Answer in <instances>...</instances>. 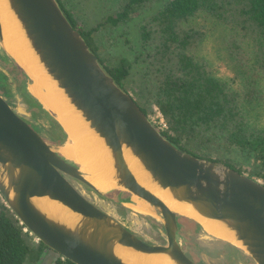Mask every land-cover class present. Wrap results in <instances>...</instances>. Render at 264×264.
Returning <instances> with one entry per match:
<instances>
[{"label":"water","instance_id":"95a60500","mask_svg":"<svg viewBox=\"0 0 264 264\" xmlns=\"http://www.w3.org/2000/svg\"><path fill=\"white\" fill-rule=\"evenodd\" d=\"M3 1L52 89L85 131L99 140L110 172L107 191L127 194L130 201L121 206L132 211L133 197L145 202L152 213L141 215L161 224L166 243L141 241L87 201L66 179L70 177L94 192H102L76 160L63 154L67 134L56 116L31 93L34 81L4 47L0 24V47L26 75L29 94L66 135L62 144L46 143L0 96V196L29 234L73 264H128L115 253L116 247L143 256H162L170 264H194L176 241V216L204 231L202 226L171 211L161 198L137 182L125 161L128 153L145 173L149 185L216 223L229 236V240L221 241L254 264H264L263 183L171 144L106 72L57 0ZM41 200L64 208L63 217L49 213Z\"/></svg>","mask_w":264,"mask_h":264},{"label":"trees","instance_id":"16d2710c","mask_svg":"<svg viewBox=\"0 0 264 264\" xmlns=\"http://www.w3.org/2000/svg\"><path fill=\"white\" fill-rule=\"evenodd\" d=\"M57 2L106 72L133 93L143 114L158 110L166 127L160 133L171 144L239 173L242 167L229 159L240 153L250 163L248 176L264 185V127L252 112L253 104L264 100V0H116L113 14L87 31ZM139 16L138 45L131 46L128 23ZM216 28L231 59V75L199 55L201 43ZM102 29H109L115 45L123 39L132 58L104 64L92 37ZM115 195L113 203L119 205ZM23 229L0 203V264H38L50 251L32 243ZM54 264L73 263L59 256Z\"/></svg>","mask_w":264,"mask_h":264},{"label":"bare ground","instance_id":"6f19581e","mask_svg":"<svg viewBox=\"0 0 264 264\" xmlns=\"http://www.w3.org/2000/svg\"><path fill=\"white\" fill-rule=\"evenodd\" d=\"M0 24L4 47L34 81L30 87L31 93L36 95L42 105L56 116L67 134V147L63 154L76 160L80 164L81 170L88 175L90 182L100 191H107L111 182L110 180L106 181L110 172L105 163V151L99 140L92 133L85 131L73 111L68 110L57 92L52 89L50 86L52 83L47 79L28 48L26 40L22 37L15 19L5 8L3 0H0ZM125 161L136 181L161 198L171 211L195 220L204 231L213 237L224 241L229 240L228 234L216 223L201 218L189 207L172 201L164 192H159L155 187L149 185L145 173L128 153H125ZM132 202L130 206L135 212L145 215L152 213V209L145 202L134 197ZM40 204L54 216L63 217L65 214L64 208L55 203L41 200ZM115 253L128 264H170L162 256H143L122 247H116Z\"/></svg>","mask_w":264,"mask_h":264},{"label":"rangeland","instance_id":"374dc122","mask_svg":"<svg viewBox=\"0 0 264 264\" xmlns=\"http://www.w3.org/2000/svg\"><path fill=\"white\" fill-rule=\"evenodd\" d=\"M61 2L64 5L65 9L71 14L72 18L76 21L77 27L85 31L90 30L92 27H95V25L101 23L107 17L112 15L113 8L116 5V0H61ZM141 18L142 16L136 17L135 19H133L131 22L128 23L126 37L127 40L130 41L131 46L138 45L137 25L140 22ZM108 34H109V29L106 30L102 29L100 31L93 33L92 35L98 46V54L102 59V61L104 62V64L112 63L113 60L121 57L131 59L132 53L128 49L129 46L124 44V40L119 39L118 43L115 45L112 42V37L109 36ZM223 46L224 45L222 38L219 35V29L218 28L214 30L212 29L208 33V37L205 38L201 43L199 48V55L205 58L206 60L210 61L212 64H214L218 68L220 73L224 75H231L232 74V70L230 68V66L232 65L231 59L229 58L227 52L224 51ZM0 50H2L1 47ZM127 93L135 101V97L133 96V93L129 90ZM253 107H255V109L252 112L257 114L256 122L258 123V126L264 127V100L261 101L260 105L258 104V102H256V104L254 103ZM147 118L159 131L166 128L164 120L162 119L161 115L159 114L156 108H153L152 112L147 116ZM238 155L240 156L241 154L238 153L236 155H233L229 159V161L232 164L236 165L237 167L239 166L242 167L241 173L248 176L251 170V167L249 165L250 163L247 162L245 164L243 162L242 156L239 157ZM248 177H251L262 183V180L260 178H257L255 176H248ZM71 183L81 192L79 193L87 201H89L96 207L98 206L100 210L104 211L107 215L114 217L115 219H118L121 226L126 227L128 230L140 234L143 237H146V240L149 239V236L151 234H158L161 237L165 238V235L162 230H157L156 228L152 227V225H150L149 222L141 218L147 216L135 213L134 211L126 207H123L124 208L123 210L121 208L119 212L117 211L118 213L124 214L125 216L124 217L119 216L116 213L115 207L113 209L110 208L107 204H105L103 201L98 199L95 194H93L90 191L83 190L81 183L78 184L79 182L76 183L72 181ZM0 203H4L1 196H0ZM151 220H153V222H155L160 227H162L158 221H155L154 219ZM24 232L28 233V236L31 239L32 243L36 244L38 242L32 235L29 234V232L27 231ZM205 232L200 231L199 233V237L202 241H206L210 239L220 240L206 232L208 234L207 235ZM147 243L152 244L150 243V241H147ZM57 258H59V256L56 253L52 251H47L38 264H54ZM206 259L207 258H205V260Z\"/></svg>","mask_w":264,"mask_h":264},{"label":"flooded vegetation","instance_id":"af4514ba","mask_svg":"<svg viewBox=\"0 0 264 264\" xmlns=\"http://www.w3.org/2000/svg\"><path fill=\"white\" fill-rule=\"evenodd\" d=\"M26 82L27 80L21 74L16 63L6 52L0 50V96L3 97L9 107L12 109V111L19 118H21L37 135H39V137H41L43 141L53 146L61 144V142L64 141L65 137L61 133L59 124L55 123L54 118L47 111H45L42 106L39 105V103L29 94V92L27 91ZM65 162L68 163V161ZM66 179L70 183L71 181L78 183L76 180L70 177H66ZM71 185L78 192H80L72 183ZM82 187L83 190L90 191L95 194L98 199L103 201L110 208L113 209L115 207L116 213L119 216H125L124 214L118 213L121 208L122 210L124 209L123 207L120 208L118 206L123 203H128L130 201L127 194L117 190L97 193L88 189L84 185H82ZM113 192L116 194V197L120 198V201L118 202L119 205L113 203ZM97 208L100 209L98 206ZM112 218L120 224L118 219H115L114 217ZM141 218L149 222V224L157 230L163 231V228L155 222H152L151 219L147 217ZM176 221V241L184 255L192 263L254 264L253 262L249 261V259L236 248L230 246L229 244L223 241L217 239L202 241L199 237L200 230H197L190 220L180 217L176 218ZM124 228L127 229L126 227ZM128 231L145 243H147V241H150V243H152L151 245H165L166 243L165 238L161 237L158 234H151L149 236V239L146 240V237H143L140 234H137L131 230ZM181 232H184L187 237H184ZM192 235V241H187ZM205 258L207 259L205 260Z\"/></svg>","mask_w":264,"mask_h":264},{"label":"built area","instance_id":"2783aa9c","mask_svg":"<svg viewBox=\"0 0 264 264\" xmlns=\"http://www.w3.org/2000/svg\"><path fill=\"white\" fill-rule=\"evenodd\" d=\"M24 231H27L25 228L23 229ZM28 232V231H27Z\"/></svg>","mask_w":264,"mask_h":264},{"label":"crops","instance_id":"0c3cea01","mask_svg":"<svg viewBox=\"0 0 264 264\" xmlns=\"http://www.w3.org/2000/svg\"><path fill=\"white\" fill-rule=\"evenodd\" d=\"M34 98V97H33ZM35 99V98H34ZM36 100V99H35ZM37 101V100H36ZM48 112V111H47ZM49 113V112H48ZM50 114V113H49ZM51 115V114H50Z\"/></svg>","mask_w":264,"mask_h":264}]
</instances>
